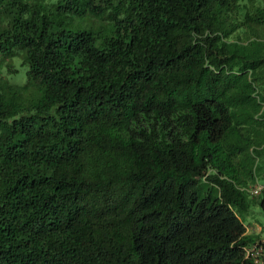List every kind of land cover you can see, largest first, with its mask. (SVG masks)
Listing matches in <instances>:
<instances>
[{"label":"trees","instance_id":"16d2710c","mask_svg":"<svg viewBox=\"0 0 264 264\" xmlns=\"http://www.w3.org/2000/svg\"><path fill=\"white\" fill-rule=\"evenodd\" d=\"M0 55V264H255L264 0H0Z\"/></svg>","mask_w":264,"mask_h":264},{"label":"rangeland","instance_id":"374dc122","mask_svg":"<svg viewBox=\"0 0 264 264\" xmlns=\"http://www.w3.org/2000/svg\"><path fill=\"white\" fill-rule=\"evenodd\" d=\"M8 66H10V68H13L14 70L7 71ZM25 69L26 65L20 62L19 56L14 55L6 58L0 55V73L8 81L15 84H23L26 78ZM259 179L262 180V178ZM243 220H247L249 222V228H252V226H256V222H259L264 227V210H261L256 206H251L244 214Z\"/></svg>","mask_w":264,"mask_h":264},{"label":"built area","instance_id":"2783aa9c","mask_svg":"<svg viewBox=\"0 0 264 264\" xmlns=\"http://www.w3.org/2000/svg\"><path fill=\"white\" fill-rule=\"evenodd\" d=\"M250 194H257L261 191L264 192V182L257 181L246 188ZM263 245L261 240H256L248 248L245 249V253H249L253 262L256 264L262 255Z\"/></svg>","mask_w":264,"mask_h":264},{"label":"crops","instance_id":"0c3cea01","mask_svg":"<svg viewBox=\"0 0 264 264\" xmlns=\"http://www.w3.org/2000/svg\"><path fill=\"white\" fill-rule=\"evenodd\" d=\"M256 222V221H255ZM243 224L245 226V232H251L256 234L255 240H261L263 245V251L260 260L256 264H264V227L259 222H256V226H252V228L248 227L249 222L247 220H243Z\"/></svg>","mask_w":264,"mask_h":264}]
</instances>
